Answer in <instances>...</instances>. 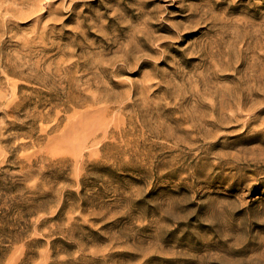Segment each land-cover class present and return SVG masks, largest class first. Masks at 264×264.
<instances>
[{"label": "rangeland", "instance_id": "374dc122", "mask_svg": "<svg viewBox=\"0 0 264 264\" xmlns=\"http://www.w3.org/2000/svg\"><path fill=\"white\" fill-rule=\"evenodd\" d=\"M260 107L264 0H0V264H264Z\"/></svg>", "mask_w": 264, "mask_h": 264}, {"label": "bare ground", "instance_id": "6f19581e", "mask_svg": "<svg viewBox=\"0 0 264 264\" xmlns=\"http://www.w3.org/2000/svg\"><path fill=\"white\" fill-rule=\"evenodd\" d=\"M55 1V0H54ZM59 1V0H58ZM65 1V0H64ZM77 1V0H76ZM46 2V1H45ZM70 2V1H69ZM37 4H39V3H37ZM72 7V6H71ZM84 8V7H83ZM117 11H119V10H117ZM79 12V11H78ZM80 12H81V10H80ZM120 14V13H119ZM99 15V14H98ZM144 15V14H143ZM144 22V21H143ZM97 24V23H96ZM110 24V23H109ZM142 27V26H141ZM144 27V26H143ZM149 27V26H148ZM85 31V30H84ZM78 32V31H77ZM135 37H137V36H135ZM115 41V40H114ZM137 46V45H136ZM138 47V46H137ZM124 58V57H123ZM127 59V58H126ZM248 67V66H247ZM258 68V67H257ZM252 69V68H251ZM253 69H254V67H253ZM245 73V72H244ZM210 78V77H209ZM246 79V78H245ZM200 80V79H199ZM202 80H203V78H202ZM202 80H200V81H202ZM206 80V79H205ZM263 80V78H256V80H255V86L256 85H258V87H260V85L262 84V81ZM250 81V80H249ZM209 82V81H208ZM205 84H207V83H205ZM204 85V84H203ZM203 87V86H202ZM206 88H208V87H206ZM199 89V88H198ZM211 90V89H210ZM194 91V90H193ZM255 91V93H257V91L256 90H254ZM206 92V91H205ZM220 92V91H219ZM192 93V92H191ZM206 93H208V92H206ZM198 94V93H197ZM209 94V93H208ZM196 95V94H195ZM214 95H215V93H214ZM219 95V94H218ZM190 96V95H189ZM197 96V95H196ZM216 96V95H215ZM199 97V96H198ZM201 97V96H200ZM208 97V96H207ZM212 97V96H211ZM218 97V96H217ZM197 98V97H196ZM216 98V97H215ZM221 98V97H220ZM209 101V100H208ZM212 102V101H211ZM214 105V104H213ZM250 105V104H249ZM253 105V104H252ZM212 106V105H211ZM225 106V105H224ZM240 106V105H239ZM214 107V106H213ZM218 107V106H217ZM216 107V108H217ZM248 107V106H247ZM254 107V106H253ZM229 108V107H228ZM261 108V107H260ZM220 109H221V107H220ZM220 109H218V110H220ZM225 109V108H224ZM227 109V108H226ZM264 108H261V111L263 110ZM211 110V109H210ZM216 110V109H215ZM228 110V109H227ZM239 111H241V110H239ZM217 112V111H216ZM228 112V111H227ZM191 113V112H190ZM202 113V112H201ZM230 114V113H229ZM197 115V114H196ZM220 115H224L223 113L221 114L220 113ZM211 116V115H210ZM233 116H234V114H233ZM235 116H237V115H235ZM264 116V115H263ZM214 117H216V116H214ZM210 118H213V117H210ZM218 118V117H217ZM221 118V117H220ZM227 118V117H226ZM237 118V117H236ZM185 119V118H184ZM183 119V120H184ZM187 119V118H186ZM214 119V118H213ZM212 119V120H213ZM247 119V118H246ZM201 120H202V118H201ZM217 120V119H216ZM209 121V120H208ZM226 121V120H225ZM191 122V121H190ZM217 122V121H216ZM239 122V121H238ZM246 122V121H245ZM209 123V122H208ZM229 123H230V121H229ZM233 123V122H232ZM240 123V122H239ZM237 124V123H236ZM197 125V124H196ZM228 125V124H227ZM227 125H225V126H227ZM229 127V126H228ZM192 129H194V128H192ZM188 130V129H187ZM200 130V129H199ZM214 130V129H213ZM185 131H186V128H185ZM219 134V133H218ZM223 134V133H222ZM191 135V134H190ZM197 136V135H196ZM202 137H203V135H202ZM206 138V137H205ZM193 139V138H192ZM196 140V139H195ZM236 140V139H235ZM204 142V141H203ZM200 147V146H199ZM243 148H245V147H243ZM247 148H249V147H247ZM247 148H246V152H247ZM242 150V149H241ZM230 151V150H229ZM244 151V150H243ZM242 151V152H243ZM244 151V152H245ZM221 153V152H220ZM237 153H238V151H237ZM239 154V153H238ZM240 154H246V153H240ZM232 155H235V154H233L232 153ZM247 155H248V153H247ZM240 156V155H239ZM236 157H237V154H236ZM245 157V156H244ZM250 157H252V156H250ZM240 158V157H239ZM239 158H237V159H239ZM242 158V157H241ZM247 158V157H246ZM256 158V157H255ZM258 158V157H257ZM232 159V158H231ZM234 159V158H233ZM236 159V161L238 162L239 160H237ZM245 159V158H244ZM243 159V160H244ZM249 159V158H248ZM248 159H246L247 161H248ZM251 159V158H250ZM245 160V161H246ZM240 162V161H239ZM258 162V161H257ZM257 162H256V164H257ZM261 162V161H260ZM233 163V162H232ZM254 163V162H253ZM205 164V163H204ZM202 165V164H201ZM232 165V164H231ZM234 168V167H233ZM247 175V174H246ZM249 178V177H248Z\"/></svg>", "mask_w": 264, "mask_h": 264}]
</instances>
